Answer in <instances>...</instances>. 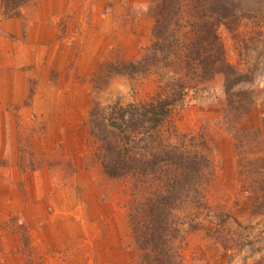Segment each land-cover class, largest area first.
<instances>
[{"label": "rangeland", "instance_id": "rangeland-1", "mask_svg": "<svg viewBox=\"0 0 264 264\" xmlns=\"http://www.w3.org/2000/svg\"><path fill=\"white\" fill-rule=\"evenodd\" d=\"M39 2L22 7L19 16L35 15ZM147 4L77 0L41 63L5 67L0 264H137L124 184L103 174L88 112L94 100L125 105L158 91L157 72L115 75L97 92L91 82L93 74L105 73L107 61L139 57L154 21ZM251 6L240 25L219 29L227 59L250 74L233 95L236 101L250 90L248 110L233 108L225 123L217 75L199 99L188 91L178 100L166 124L170 143L210 157L200 203L181 210L183 264H264V0Z\"/></svg>", "mask_w": 264, "mask_h": 264}, {"label": "trees", "instance_id": "trees-1", "mask_svg": "<svg viewBox=\"0 0 264 264\" xmlns=\"http://www.w3.org/2000/svg\"><path fill=\"white\" fill-rule=\"evenodd\" d=\"M33 2L38 0H0L1 14L19 16ZM251 2L260 0H148L154 21L139 57L107 61L105 73L92 76L96 92L115 75L159 76L158 91L147 101L101 106L94 100L88 112L94 156L106 177L124 184L127 229L137 264H183L181 210L200 203L210 157L170 143L166 124L178 100L188 91L199 99L217 75L222 76L225 123L233 108L248 110L251 91L241 90L236 101L233 95L235 87L251 81L250 74L227 59L219 29L232 30L250 17Z\"/></svg>", "mask_w": 264, "mask_h": 264}, {"label": "crops", "instance_id": "crops-1", "mask_svg": "<svg viewBox=\"0 0 264 264\" xmlns=\"http://www.w3.org/2000/svg\"><path fill=\"white\" fill-rule=\"evenodd\" d=\"M76 2L77 0H41L35 15L28 18L22 15L3 17L0 6V79L4 78L5 67L21 65L20 69L27 68L41 63L49 50V54L51 53L62 29L61 17L67 14L69 16ZM78 7L80 10L85 8L82 4ZM23 10L21 9V13ZM22 78L21 83L25 84Z\"/></svg>", "mask_w": 264, "mask_h": 264}]
</instances>
